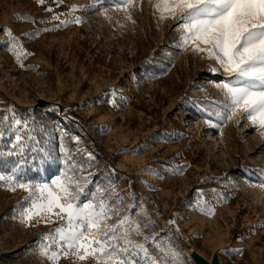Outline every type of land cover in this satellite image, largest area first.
<instances>
[{
	"label": "rangeland",
	"instance_id": "obj_1",
	"mask_svg": "<svg viewBox=\"0 0 264 264\" xmlns=\"http://www.w3.org/2000/svg\"><path fill=\"white\" fill-rule=\"evenodd\" d=\"M118 2L0 0V152L15 151L13 116L26 121L25 179L74 164L158 260L152 240L186 264H264V129L243 112L218 119L228 78L179 47V16L161 18L159 0ZM18 159L0 157V172ZM27 197L0 184V264H52L40 238L60 222L22 223Z\"/></svg>",
	"mask_w": 264,
	"mask_h": 264
},
{
	"label": "snow or ice",
	"instance_id": "obj_2",
	"mask_svg": "<svg viewBox=\"0 0 264 264\" xmlns=\"http://www.w3.org/2000/svg\"><path fill=\"white\" fill-rule=\"evenodd\" d=\"M131 5L132 0H120L115 7ZM156 8L161 18L180 17L176 26L182 33L179 47L194 45L196 54L205 53L218 65L213 72L222 71L228 78L218 85L225 97L218 119L231 120L243 112L253 125L264 129V0H159ZM13 121L20 126H10L15 132V151L0 152V157L18 155L19 159L7 173L0 172V184L28 193L27 204L18 209L22 223L60 222L40 238L39 250L52 264H58L60 258L72 264H186L181 253L155 240L151 246L159 260L145 245L133 243L129 237L140 235V225L127 215L113 222L120 210L115 202L109 203L111 193L106 195L99 186L86 191L88 179L76 176L82 169L74 164L50 182L25 179V145L33 138L28 134L22 140L20 131L27 122L14 116ZM45 162L46 157L39 154L35 166L39 169ZM149 240L145 237L146 243Z\"/></svg>",
	"mask_w": 264,
	"mask_h": 264
},
{
	"label": "water",
	"instance_id": "obj_3",
	"mask_svg": "<svg viewBox=\"0 0 264 264\" xmlns=\"http://www.w3.org/2000/svg\"><path fill=\"white\" fill-rule=\"evenodd\" d=\"M194 260H195L196 264H210L209 262H207V260L205 258L200 256V254H195Z\"/></svg>",
	"mask_w": 264,
	"mask_h": 264
},
{
	"label": "bare ground",
	"instance_id": "obj_4",
	"mask_svg": "<svg viewBox=\"0 0 264 264\" xmlns=\"http://www.w3.org/2000/svg\"><path fill=\"white\" fill-rule=\"evenodd\" d=\"M204 258V257H203ZM207 260V259H206ZM207 262H208V260H207ZM210 262V261H209ZM212 264V263H211ZM214 264H218V262H214Z\"/></svg>",
	"mask_w": 264,
	"mask_h": 264
}]
</instances>
